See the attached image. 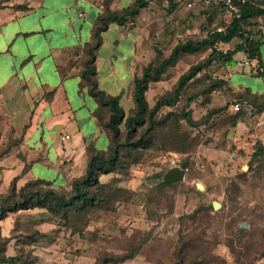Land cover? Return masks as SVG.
<instances>
[{"label":"rangeland","instance_id":"obj_1","mask_svg":"<svg viewBox=\"0 0 264 264\" xmlns=\"http://www.w3.org/2000/svg\"><path fill=\"white\" fill-rule=\"evenodd\" d=\"M258 2L264 7V0ZM137 18L143 28L145 64L158 63L174 45L199 40L219 26L217 20L209 25L206 15L196 9L167 7L160 1L140 10ZM260 27L255 31L261 33ZM214 46L181 55L160 81L150 83L145 93L148 107L170 95L178 78L191 66L203 64ZM259 54L264 65V42ZM245 61L244 54H236L224 71L232 84L258 82L251 68L243 66ZM223 68L217 62L204 66L179 102L156 114L151 147L140 150L131 164H126L125 157L118 177L100 178L102 183L114 179L115 186L124 188L125 192L118 193L121 203L115 213L93 209L80 218L71 212L68 220L37 208L9 211L0 220L5 255L21 258L22 264H95L104 255L132 256L119 264H174L180 235L192 239L206 256L205 260L193 258L189 264H245L244 260L264 264V157L251 160L247 145L222 141L218 135L225 113L210 114L221 108L210 97L221 94L210 90L209 81L221 80ZM182 111L190 115L194 126L185 122ZM0 139L10 140L2 133L1 121ZM172 158L186 164L188 172L176 186L156 191L164 187L156 185L166 172L157 177L166 169L162 161ZM197 183L202 191L197 190ZM127 190L135 192L134 196ZM212 202L219 204L217 210ZM145 211L156 220H148Z\"/></svg>","mask_w":264,"mask_h":264},{"label":"crops","instance_id":"obj_2","mask_svg":"<svg viewBox=\"0 0 264 264\" xmlns=\"http://www.w3.org/2000/svg\"><path fill=\"white\" fill-rule=\"evenodd\" d=\"M133 3L112 0L110 8L120 12ZM101 11L102 0H12L0 8V118L2 133L10 137L9 141L0 139V151L12 146L11 152L0 158L2 194L14 178L18 187L40 179L51 182L53 188H66L83 175L88 146L106 150L109 140L95 116L97 104L87 89L79 86L74 65L82 47L90 42ZM260 29L261 33L252 34L260 41L258 53L264 42V27ZM142 30L138 18L124 26L110 24L96 52L99 89L119 97L128 108L132 105L133 78L145 65ZM239 42L220 43L219 51L233 50ZM239 53L245 55L243 66L251 68L250 74L258 82L232 84L224 77ZM236 54L221 69L219 78L229 94L213 95L210 101L217 107L228 104L221 118V140L243 143L250 154L255 140L264 146V109L257 111L264 105V78L256 74L257 59H249L243 52ZM259 64L264 66L261 60ZM236 101L244 105L231 127L228 119L235 113ZM25 166L28 169L23 172Z\"/></svg>","mask_w":264,"mask_h":264},{"label":"trees","instance_id":"obj_3","mask_svg":"<svg viewBox=\"0 0 264 264\" xmlns=\"http://www.w3.org/2000/svg\"><path fill=\"white\" fill-rule=\"evenodd\" d=\"M9 1L12 0H1L0 8ZM111 3L112 0H102V11L96 17L91 32V40L82 47L79 58L74 63L80 77L79 86L86 88L90 97L97 104L95 116L109 140L106 150L100 151L93 146H88L86 148L87 158L83 175L71 180L66 189H63V187L53 188L51 182L40 179L28 181L23 186L18 187L16 184L17 178H14L5 193L0 195V220L6 217V213L9 211L16 213L36 208L47 211L53 216L61 215L68 220L71 212L80 218H83V215L93 209L115 213L121 203L118 193L125 192L124 188L120 189L115 186L112 183L114 179L107 183H102L100 178L107 175L118 177L121 175L118 169L121 168L125 157H127L126 164H131L139 155L140 150L151 147L150 137L157 124L155 120L156 114L162 108L174 107L179 102L188 84L194 81V78L204 66L212 62L225 66L231 61L234 54L243 52L249 59H257L258 68L256 74L264 78V66L259 64L258 46L260 41L252 38V34H254L258 26L264 27V7L258 0H245V3L241 5L239 18H230L226 24L222 20L223 12L219 8L205 7L200 3L187 8L185 5H177L170 2L168 7L186 10L196 9L206 15L209 25L212 24V21L217 20L219 26L208 30L205 36L199 40H186L174 45L166 55H161L155 50V54L157 56L161 55V59L158 63H152L151 61L143 65L138 74L134 76L132 105L128 110H125L119 97L111 96L99 89L95 67L96 52L102 44V33L107 30L110 24L118 26L128 25L138 17L140 10L145 9L147 5L142 0H134L132 6L118 12L111 10ZM221 28L222 31L218 32ZM255 32L259 34L258 31ZM234 39H238L240 42L235 45L233 50L223 53L212 48L203 64L191 66L186 73L178 78L170 95L160 98L152 108L148 107L145 93L149 84L160 81L166 71L175 65L181 55L195 54L204 48H211L215 44H228ZM209 83L211 91H217L223 96L229 94V90H227L223 80H210ZM188 101L191 102L190 99ZM247 103L251 105L250 102ZM233 104L238 105L239 110L230 116L229 123L231 127L235 126L244 105L242 101H236ZM227 109L228 104L214 111L211 110L210 114L219 116L225 113ZM262 109H264V105L260 106L257 111L260 112ZM180 114L186 123L195 125V122L191 120L187 112L182 111ZM251 132L252 129L249 130V133ZM11 147L9 146V148L4 150L0 154V158L10 153ZM249 155L251 160H258L264 157V146L260 141L255 140L252 152ZM177 163L179 167L188 172L186 164H183L181 160H178ZM27 169L28 167L25 166L23 172H26ZM166 170L158 172L157 177L162 176ZM174 186L176 184L166 185L157 188L156 191H162ZM127 192L129 195L134 196L135 192L131 190H127ZM145 213L147 219L151 222L156 220L154 217H150L146 211ZM187 217L189 216H184L182 219ZM70 231L72 232V230ZM177 245L174 264H189L193 258L194 260H205L206 258L204 253H200L192 239L179 235ZM192 253L196 255L193 256L191 255ZM131 257H109L104 255L95 264H119L129 260ZM243 262L246 264L245 260ZM22 263L23 260L17 256H6L4 244H0V264Z\"/></svg>","mask_w":264,"mask_h":264},{"label":"built area","instance_id":"obj_4","mask_svg":"<svg viewBox=\"0 0 264 264\" xmlns=\"http://www.w3.org/2000/svg\"><path fill=\"white\" fill-rule=\"evenodd\" d=\"M147 6L156 5L158 1H161L164 6H169V3L177 5H185L187 8H191L194 4L200 3L205 7H215L219 8L223 12L222 20L226 24L230 18H239L241 5L245 3V0H142ZM222 31V28L218 32ZM215 50L219 51L218 44L214 46ZM258 68V66H256ZM239 110L238 105L233 106V111L237 112ZM178 158H172L162 161L166 169L178 166ZM181 168V167H180ZM182 169V168H181ZM185 171V170H184Z\"/></svg>","mask_w":264,"mask_h":264},{"label":"water","instance_id":"obj_5","mask_svg":"<svg viewBox=\"0 0 264 264\" xmlns=\"http://www.w3.org/2000/svg\"><path fill=\"white\" fill-rule=\"evenodd\" d=\"M185 177V171L180 167H172L166 170L164 175L162 176L161 180L157 182L156 180H151V182H157V186H166L170 184H175L181 182ZM196 188L199 191L203 190V186L201 184H196ZM212 208L217 210L219 208V204L217 202H212ZM242 228H246L245 225Z\"/></svg>","mask_w":264,"mask_h":264}]
</instances>
